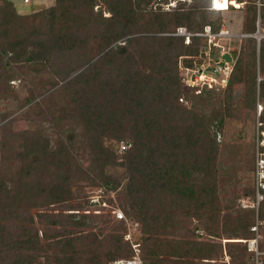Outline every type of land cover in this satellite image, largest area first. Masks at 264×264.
I'll return each mask as SVG.
<instances>
[{
    "label": "trees",
    "instance_id": "trees-1",
    "mask_svg": "<svg viewBox=\"0 0 264 264\" xmlns=\"http://www.w3.org/2000/svg\"><path fill=\"white\" fill-rule=\"evenodd\" d=\"M13 1L5 0L0 4V71L4 72L1 74L2 79L11 83L14 80L11 75L12 68L22 62L31 65L35 70L37 66H50L53 56L60 59L74 53L77 54L78 64L75 67H72V63L67 64L57 70L56 80L52 83L53 87H59L61 91L71 95L73 109L64 120H74L73 127L60 129L55 150L50 148L51 139L48 137L39 134L31 135L32 137L23 133L5 134L8 125L1 126L4 134L0 141V160L8 159L6 152L11 150L8 147L9 141L15 142L21 136L23 141L19 146L22 148L20 153L23 165L17 179L11 177L0 181V220L8 215L21 221L14 229L0 222V264H35V259L41 254H45L48 260L44 264H108L116 259L131 257V246L125 240L127 232L109 235L106 245L104 227L100 226L98 233H86L87 220L103 215H100L101 212H90V208H87L90 197L87 200L81 189L78 192L72 190L73 179L90 184L96 191L100 190L101 202L109 205L116 206L112 193L116 196L118 194L126 203L127 210L123 211L126 218L129 219L127 214L139 218L141 225L137 219L131 221L139 225L140 236L136 241L142 249L145 264H196L195 260L199 259L205 264H214V257L221 245L216 248L209 244L206 247L197 241L183 244L181 241L161 237L181 229L183 221L201 220L205 216L211 218L220 214L224 207L232 208L216 206L217 190L223 171L218 161L220 149L216 143L217 132L210 131L213 125L211 117L207 119L202 116L195 107L196 98L202 100L219 87L180 88L182 84L178 74V60L183 59L186 68L193 69L195 59L203 55V50L200 53L199 47L206 44L204 40L201 44L202 38L193 37L191 44L186 45L183 38L167 36L164 33L168 32L170 26H184L196 33L203 31L208 25L217 32L223 24L218 19H213V16L226 10H215L212 8V0H203V8L201 7L199 14L192 6L185 8L182 4L170 9L174 16L172 22H167L164 16L155 22L151 20V24L160 23L161 36L165 37L161 42L162 52L155 53L156 57H162L161 65L156 71L162 77L154 78L153 70L148 75L132 72L128 63H136L137 51L128 53L126 45H120L118 52L126 53L129 57L121 63L122 71L114 81L104 77L108 72L107 62L109 64L112 59L104 56L98 59L89 57L87 51H82L88 49V38H80L70 32L88 27L91 21H110L109 17H96L94 13L88 17L89 8L92 10L95 0H56L57 6L40 13L48 14L52 25L58 20L63 22L62 29L58 32L53 27L50 29L47 39L39 38V27L30 28L27 33L24 29L20 30L18 25L24 17L17 13ZM108 1L111 2L113 14L120 15L122 19V26L105 25L102 36L106 32V41L110 42L129 33L126 32L129 27L127 25L130 21H136V15H139L136 10L143 0ZM238 1L245 2V32L256 31L258 8L261 27L264 29V0ZM72 4L74 8L78 6L76 11L74 8L72 10ZM230 8L233 7L228 9ZM52 41L56 42L51 43ZM135 41L130 39L129 43ZM245 44L242 56L237 54L235 48L234 52L231 51L234 67L225 87L231 88L235 83L244 82L251 90L249 99L251 98L253 106L256 107V83L252 77L254 72H250L256 66L257 43L255 39L248 38ZM260 46V65L264 66V39ZM138 53L144 55L142 52ZM219 57V49L214 48L211 62L215 63ZM197 62L201 68L202 61ZM145 69L148 70L146 67ZM260 90L259 96L264 103V81ZM187 99L192 100L191 107L182 105ZM214 118L222 123L224 116L219 117L216 114ZM260 119L264 123V112ZM261 128L264 130V125ZM78 129H81L80 133L76 132ZM104 138L117 142L127 140L131 142V146L122 151L119 157L112 145L105 144ZM14 145L16 146L15 143ZM78 145L79 148L86 145L90 150L89 154L86 153L90 159L87 166L77 157L80 154ZM255 150L256 145L253 151L251 188L246 191L252 202L255 200ZM117 170L123 171L120 175H112L111 171ZM79 199L82 203L70 205V202H77ZM26 203L27 210L23 212ZM51 205L68 212L58 215L38 212L36 215L39 222H36L31 209ZM244 208L248 209H236L235 217L224 219L226 225L228 221L233 225V233H241V238L246 240L254 237L251 228L256 222H264V200L258 209L252 206ZM109 222L110 219L106 218L102 223ZM37 224L42 226V230ZM199 229L197 226L193 234ZM7 240H12L13 244L9 245ZM42 240L45 244H42ZM5 244L9 250L2 249ZM106 246L111 249L107 255L110 260L102 263L100 250ZM242 247L240 252L237 250L228 254L225 246L231 260L234 256L240 260L238 264H246L243 262L247 255L246 246Z\"/></svg>",
    "mask_w": 264,
    "mask_h": 264
},
{
    "label": "rangeland",
    "instance_id": "rangeland-1",
    "mask_svg": "<svg viewBox=\"0 0 264 264\" xmlns=\"http://www.w3.org/2000/svg\"><path fill=\"white\" fill-rule=\"evenodd\" d=\"M4 1L5 0H0V4H3ZM202 1L203 0H143V3H140V7L136 10L140 16L136 15V21H130V24L127 25L129 27L128 31L126 32L129 33L124 37H122L124 35L122 34V36L116 41L113 40L107 42L106 32L102 36L105 25L122 26V19L120 18V15H114L111 11V2L108 0H95L92 10L89 8L88 17L94 13L96 17L97 15L109 17L110 21L108 23L104 20L97 22L91 21L88 27L78 29V31L71 30L70 32L71 35H75L80 38H88V49H84L82 51H87L89 53V57L98 59L99 57L104 56L112 59V62H109V64L107 62L106 65L108 67V72L104 75L106 79L108 78L116 81L115 79L119 77V73L122 71L121 63L126 60L127 57H129L128 54L125 55L126 53L122 54L118 52L120 45H126L128 53H134L137 51L135 58L136 63L132 64V61L128 63V66L132 67V72H140L142 75H148L153 70L154 78H160L162 77L161 74L158 75L156 71L161 65L160 59L162 57H156L155 53L162 52L161 42L165 37L161 36L162 31L160 28V23L151 24V20L155 22L156 19L159 20L161 16H164L167 22H172V20H174L172 10L174 7L180 6L182 4L185 8H190L192 6L194 11L199 14V12L202 10L201 7L203 8ZM137 2H135L136 6H138ZM13 3L15 4L17 13L24 17V20L19 22L18 27H21L20 30L24 29L23 31L25 33H27L28 29L30 28L39 27L37 34L39 38L47 39V35L51 32L50 29L52 27L55 32H58L60 29H62L63 22L61 20H58L52 25V20H50L48 14H40L45 11L48 12L49 10L53 9V7L57 6L56 0H30L28 4H25L24 0H14ZM71 7L73 10V4ZM77 7L74 8V11L78 9ZM232 7L233 8H230L222 13L215 14L213 19H218L219 22L225 25L233 33H246L247 31L245 32L244 29V22L246 18L245 7H241L240 9L236 8V6ZM259 13L260 12L258 8L257 22L260 21L261 23ZM112 15L114 16L111 17ZM196 17L199 19L198 15ZM171 28L173 27L170 26L167 30L170 32ZM52 33L55 34L54 32ZM25 37L27 38L28 36H24V38ZM130 39H135L136 41L130 44ZM73 41L76 42L75 40ZM200 41L202 44L203 39H200ZM245 41L246 39H244L242 42L238 40L231 41L226 39L223 40L221 44H223L226 49H229L233 52L235 48L237 50V54L242 56L246 46V44L244 45ZM55 42L56 41H52L51 43ZM82 44L80 46H83ZM204 48V45H201L199 47V52L201 53V50H204ZM260 48L261 46L257 44L256 66L250 72H254L252 77L256 83V107L253 106L252 100H250L251 98L249 99L251 90L244 82L235 83L231 88L227 89L226 87H220L219 89L212 91L208 96H204L202 100L196 98L197 100L195 101L196 111L200 112V114L205 116L207 119L211 117L210 121L213 122V125H211L210 129L211 133L217 132L216 143L220 149L218 161L219 164L221 163L223 171L219 180V187L217 190L218 199L216 201V206L223 205V207L227 206L232 208L228 209L224 207L220 211V214L211 216V218L209 216H205L201 220L194 219L192 222L189 220L183 221L181 229L176 231L174 234H166L161 236L165 239L181 241L183 244H185V242L191 243L193 241H197L203 243L206 247L209 244L215 245V247L221 245V249L219 247V251L214 257V259H216V261H213L214 264H225L222 261L224 260V250H226V248L229 254L231 251L233 252L238 250V252H240L241 248H243L242 245L246 246L242 242L243 238L240 236L241 233H233V225L230 221H228L229 223L226 225L224 218L235 217L236 213L234 211L236 209H248L244 208L243 204H252L250 195H247L246 191L250 190L252 183L253 151L254 146L256 145L257 106L260 102L261 104H264L259 96L261 91L260 86L262 81H264V66L260 65ZM138 52H142L144 55H141ZM109 54L110 56H107ZM77 59V54L74 53H70L69 56L60 59L57 58V56H53V61H50L52 62L50 66H37L35 70L31 65H25L22 62L12 68L11 75L14 77V80L11 83H7L4 79H2L3 77L1 74L4 72L3 70L0 71V141L2 134H4L1 131V126L8 125L5 134L23 133V135H28L29 137H32L31 135L34 134H39L42 137H48L51 139L50 148L55 150L56 140L58 139L59 133L61 132L60 129L73 127L74 120L73 118H69L67 121L64 120V118L71 114L73 109V99L70 98L71 95H69L68 92L61 91L59 87H53L52 83L56 80L57 70L59 71V69L66 67L67 64L70 65L71 63L72 67H75V64H78ZM198 60L204 62V60L198 56L195 59L196 62L193 69H199V64L197 62ZM63 61L65 63L62 64ZM145 67L148 70H146ZM177 67L180 69L178 70V74L180 76L179 78H181L180 83L182 84L180 88L187 89L189 85L196 83L194 80H192L193 78H190L194 70L192 68H186L183 59L178 60ZM233 67L234 66L232 64L230 66L229 73ZM27 103L28 105H26ZM182 103H184L182 104L184 107H191L192 100L187 99ZM66 110L68 111L64 112ZM216 114H218L219 117L222 115L224 116L222 123H220L218 118L213 119ZM56 116H58L57 120ZM59 120L64 121L61 122ZM76 132L80 133L81 129H78ZM22 141L23 140L21 136L18 139H15V142L14 140L9 141L8 147L11 150H7L6 152L8 159L5 161L3 159L0 160V181L3 179H10L11 177L17 179L20 175V168L23 165V159L20 153L22 148L19 145H21ZM104 142L106 145H112L119 157L122 154L120 149L123 143L127 144L129 148L131 146V142L127 140H121L120 142H117L114 139L104 138ZM77 147L80 149V154L77 156L79 161H81L86 166L89 165L90 159L88 154L90 150L86 145L82 148H79V145ZM86 153L88 154L86 155ZM122 171L123 170H117V172L111 171V173L112 175L116 176L120 175ZM124 182L126 183V179ZM71 183L72 190L74 192H78V190L81 189L83 191V195L87 196V200L89 199L88 197H90L89 203H87L90 204L87 207L90 208V212L94 213L93 210H100L102 213H100V215H103L101 217L90 218L87 220L86 233L91 231L98 233L100 226L104 227L106 238L104 244L106 245V243L109 242V235H113L114 233L122 234L128 231L127 223L116 221V217H114L113 214L109 212L110 209L107 206H103V202H101L102 199L100 197V190L96 191L97 189L90 187V184L76 179H73ZM80 186H82V188H79ZM112 195L115 202L114 204L116 206H111L116 209H120L121 211L127 210L126 203L121 200L122 198H120L118 194L116 196L115 193H112ZM93 198L96 200H92V202L91 199ZM79 202H81V199L77 200V202H70V205L71 203ZM87 204L85 205L87 206ZM26 206L27 203L24 204L23 212L27 210ZM31 210V214L35 216L36 222H39V217L36 215L38 212L51 213L52 215L68 212H63L64 210L62 208L60 209L58 206L54 205H51L50 207L45 206L39 209L33 208ZM127 217L130 221L131 219H133V221H135L134 219H137L136 221H138L140 225L142 223L138 217L136 218L128 214ZM27 218L28 216L26 219ZM106 218L110 219V222L108 224H103L102 222ZM178 219L179 218H177V220ZM0 222H2V224L8 228L11 227L14 229L21 221L19 222L13 216L7 215L5 218L0 220ZM256 225L259 226V248L260 250L264 251V222L257 221ZM36 226L42 230V226L40 224H37ZM197 226H199L200 229L198 231L196 230L195 234H193V230ZM113 230H115V232ZM253 233L255 234L256 232ZM16 235L17 234L15 233L14 237H16ZM139 236L140 233L135 238L138 239ZM6 242L9 245L13 244L12 240H7ZM41 242L42 244H45L43 240ZM142 247L144 248L145 253L146 248L144 243L142 244ZM2 249H4V251L9 250L7 244H5ZM110 251L111 249L107 248V246L100 250L102 263H106L110 260L107 256ZM246 254L247 255L243 258V262L250 264L253 255L249 252ZM262 259L264 261V256ZM46 261L48 260L46 259L45 254H41L35 259V264H44ZM172 261L176 262V260ZM239 261L240 260H238L235 256L231 260V262L234 264H238ZM195 263L205 264L202 259L195 260Z\"/></svg>",
    "mask_w": 264,
    "mask_h": 264
},
{
    "label": "built area",
    "instance_id": "built-area-1",
    "mask_svg": "<svg viewBox=\"0 0 264 264\" xmlns=\"http://www.w3.org/2000/svg\"><path fill=\"white\" fill-rule=\"evenodd\" d=\"M223 0H212V8L218 10L217 2ZM230 6H236L234 2H238V6L236 8L240 9L245 6V2H239L238 0H227ZM30 0H24L25 4H28ZM258 5L260 6V2L258 1ZM170 7V6H169ZM167 36L181 37L184 39L186 45H190L193 37H200L204 40L206 46H204V50L200 55V58L204 60L201 64V68L193 69L191 77L196 83L193 85H189V87H204L208 86L212 87H225L227 84V79L229 76L230 66L234 62L233 55L231 50L226 49V47L221 44L223 40H231V41H240L242 42L244 39L253 38L256 40V43L260 45L261 41L264 39V29L261 27L260 21L257 22L256 31L254 33H233L231 32L225 25H222L219 31L215 32L212 30L211 26H205L203 31L200 32H191L184 26L175 27L170 29V32L164 33ZM217 48L220 51L219 59L213 63L211 62V55L213 53V49ZM225 53H229L232 57L231 62H226L223 59V55ZM222 63H225L224 65ZM264 112V107L261 103L257 106V129H256V150H255V167H254V186H255V200L250 205H244L243 207H255L259 208L260 203L264 200V130L261 128L264 123L261 121V115ZM129 146L125 143L121 145L120 152L128 149ZM95 201L93 198L91 201ZM92 201V202H93ZM103 206H107L110 209V213L113 214L117 220H124L127 223V233L125 235V240L129 242L132 255L129 258H120L109 262L108 264H145L142 259V249L138 242L136 241V236L140 233L138 227V223L129 221L123 211L120 209H116L108 203L103 202ZM94 213H100V210H93ZM259 224V223H258ZM258 225L253 226L251 229L254 234V237L251 239L243 240L242 242L247 246L246 250L250 254L253 255L252 261L250 264H264L263 256L264 251L259 248V238L260 234L258 232ZM225 264H233L231 262L230 257L228 256L226 250H224V260L222 261Z\"/></svg>",
    "mask_w": 264,
    "mask_h": 264
},
{
    "label": "bare ground",
    "instance_id": "bare-ground-1",
    "mask_svg": "<svg viewBox=\"0 0 264 264\" xmlns=\"http://www.w3.org/2000/svg\"><path fill=\"white\" fill-rule=\"evenodd\" d=\"M234 4L238 6V2H234ZM216 5L218 9H222V10H227L230 7V4L228 3L227 0L218 1Z\"/></svg>",
    "mask_w": 264,
    "mask_h": 264
},
{
    "label": "water",
    "instance_id": "water-1",
    "mask_svg": "<svg viewBox=\"0 0 264 264\" xmlns=\"http://www.w3.org/2000/svg\"><path fill=\"white\" fill-rule=\"evenodd\" d=\"M223 59L226 61V62H231L232 61V57H231V55L229 54V53H225L224 55H223ZM223 65L225 64V63H222Z\"/></svg>",
    "mask_w": 264,
    "mask_h": 264
}]
</instances>
